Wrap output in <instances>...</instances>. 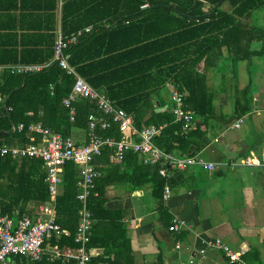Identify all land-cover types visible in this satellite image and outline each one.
<instances>
[{"label": "trees", "instance_id": "1", "mask_svg": "<svg viewBox=\"0 0 264 264\" xmlns=\"http://www.w3.org/2000/svg\"><path fill=\"white\" fill-rule=\"evenodd\" d=\"M231 1L232 14L220 10L219 4L206 15V5L213 9L219 0H62L60 6L57 0H43L41 7L48 11L44 15L46 21L43 30H37L31 36L38 45L24 46L20 53L12 50L13 56L3 57L0 63H44L51 60L57 20L64 35L91 25V31L71 46L70 63L94 88L132 114L137 128L160 126L154 137L158 147L165 151L186 152L188 147L184 142L195 131L182 133L181 122L175 121L172 110L153 112V117L158 120L149 118L142 122L140 107L144 102L152 106L156 99L160 101L161 91L170 83L186 93L184 102L190 103L198 115L205 117L210 113L212 99L203 75L193 64L199 58L191 55L204 54V41L212 43L221 39L222 43L225 42L226 36L238 29L236 15L242 16L264 4V0ZM256 33L252 37H264L263 29H257ZM231 49L239 56V48ZM72 84V76L55 62L35 73L0 72V95L5 98V103H0V143L10 134L28 142L29 134L25 129L17 131L13 128L19 122L40 121L64 136H69L72 126L87 127L89 113L98 115L100 110L94 100L77 97L73 102L76 113L71 120L63 97L69 94ZM197 103L206 104L208 108L197 109ZM96 131L103 136H118L120 133L114 122L106 129L97 127ZM106 153L103 151L104 155ZM130 154L135 156L131 151L125 155ZM78 170L79 166L74 162L65 163L63 192L56 200V221L63 233L59 239L49 241L60 248L75 246ZM45 175L40 159L0 156V216L18 218L31 214L29 203L37 205L48 198ZM101 194L97 178L88 201L93 214L91 232L95 220L110 222L106 234L110 241L99 243L108 257L94 254L93 247L98 244L92 234L88 243L89 264L96 261L134 264L127 235L118 222L122 215L111 214L103 205ZM8 264H75V260L50 258L44 254L39 260L32 261L14 255L8 258Z\"/></svg>", "mask_w": 264, "mask_h": 264}, {"label": "crops", "instance_id": "2", "mask_svg": "<svg viewBox=\"0 0 264 264\" xmlns=\"http://www.w3.org/2000/svg\"><path fill=\"white\" fill-rule=\"evenodd\" d=\"M219 4L220 10L233 13L231 0H219L213 9L206 5V15ZM41 6L43 0H0V59L13 56L12 50L20 53L24 46L38 45L31 36L43 30L44 15L48 11ZM258 9L259 15L255 16L253 12ZM236 19L238 29L227 35L225 42L204 41V54L191 55L199 58L193 64L203 75L212 99L210 113L202 117L190 103L184 102L198 127L189 130L195 132L184 142L188 147L186 152L172 151L177 155L198 154L214 163L212 169L200 164L189 165L186 169L171 171L162 182L157 164L143 163L137 153L125 155L120 162H111L102 152L92 161L100 171L103 205L111 214L122 215L118 222L127 235L134 264H229L219 250L207 244L216 237L233 248H246V264H264V165L240 164L245 156L264 157V50H260L264 48V37H252L257 35V29L264 30V5L242 16L236 15ZM22 39L25 40L21 42ZM231 47L239 48V56ZM172 106L169 83L161 91L160 101L156 99L152 106L146 102L141 105L142 122L149 118L158 120L153 112H170ZM195 107L208 108L198 103ZM239 118L240 125L233 126ZM88 132V127L72 126L69 136L76 143H83ZM28 134L26 143L10 134L0 144L26 145L30 142L31 133ZM64 166L54 200L47 187L48 198L37 205L29 203L32 209L29 215L36 216L40 206L50 201L56 219V200L63 192ZM78 176L79 170L77 179ZM166 182L170 192L163 200ZM174 216L186 223L176 231L169 229ZM94 222L92 234L98 245L93 251L106 258L108 255L99 243L110 241L106 234L111 224Z\"/></svg>", "mask_w": 264, "mask_h": 264}, {"label": "built area", "instance_id": "3", "mask_svg": "<svg viewBox=\"0 0 264 264\" xmlns=\"http://www.w3.org/2000/svg\"><path fill=\"white\" fill-rule=\"evenodd\" d=\"M61 2L62 0H58L59 6ZM91 29L92 26L87 25L76 32L64 35L58 22L51 60L44 63L0 64V72L35 73L55 62L73 78L71 91L63 97V103L69 108L70 119L73 120L76 113L73 102L77 97L94 100L100 110L98 115L89 113L87 117L88 138L83 143H76L70 136L55 132L40 121H31L27 124L19 122L13 127L18 131L25 129L31 133L28 144L20 146L0 144V156L33 157L42 161L46 170L45 181L52 201L58 194L63 165L67 161H72L79 166L76 192V199L79 202L78 223L73 236L75 246L60 248L56 243L49 242L51 239H59L63 233L62 227L55 219L53 205L49 201L40 206L36 216L27 214L18 218L0 216V264H8V258L14 255L26 256L34 261L39 260L44 254L50 258L73 259L75 264H89L91 255L88 251V243L92 234L93 214L89 209L88 201L95 188L96 179L100 176V171L94 168L92 161L105 150L111 162L122 161L125 154L130 151L139 154L143 163L157 164V172L165 181L171 171L183 170L189 165L200 164L208 169L214 167L213 162L206 161L198 154L177 155L158 147L154 142V137L160 131V126L147 125L140 129L137 128L130 113L116 106L106 94L94 88L79 75L70 63V48ZM185 95L184 91L170 84V98L173 102L171 110L175 120L181 122V132L184 133L198 127L191 111L183 105ZM0 103H5V98L1 95ZM241 121V118L237 119L233 126H239ZM111 122L118 124L120 130L118 136H103L97 133V127L106 129L110 127ZM35 134L39 135V139ZM240 164L264 165V157L245 156ZM169 192L170 189L166 182L162 195L163 200L168 197ZM184 225H186L185 220L174 216L169 229L176 231ZM207 244L219 250L229 264H246L244 260L246 248H233L218 237L209 240ZM200 253L203 254L204 249H201ZM92 264L105 263L96 261Z\"/></svg>", "mask_w": 264, "mask_h": 264}, {"label": "rangeland", "instance_id": "4", "mask_svg": "<svg viewBox=\"0 0 264 264\" xmlns=\"http://www.w3.org/2000/svg\"><path fill=\"white\" fill-rule=\"evenodd\" d=\"M263 5H264V4H263ZM253 14H254L255 16L259 15V9H258V10H255V11L253 12Z\"/></svg>", "mask_w": 264, "mask_h": 264}, {"label": "water", "instance_id": "5", "mask_svg": "<svg viewBox=\"0 0 264 264\" xmlns=\"http://www.w3.org/2000/svg\"><path fill=\"white\" fill-rule=\"evenodd\" d=\"M221 1V0H220ZM34 219V218H33Z\"/></svg>", "mask_w": 264, "mask_h": 264}]
</instances>
